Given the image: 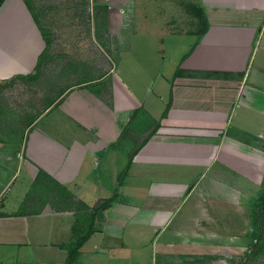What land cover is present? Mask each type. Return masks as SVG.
<instances>
[{
  "label": "crops",
  "instance_id": "crops-1",
  "mask_svg": "<svg viewBox=\"0 0 264 264\" xmlns=\"http://www.w3.org/2000/svg\"><path fill=\"white\" fill-rule=\"evenodd\" d=\"M98 5L112 72L1 142L0 264H264L222 257L263 238L264 0ZM44 47L0 0V86Z\"/></svg>",
  "mask_w": 264,
  "mask_h": 264
},
{
  "label": "rangeland",
  "instance_id": "rangeland-1",
  "mask_svg": "<svg viewBox=\"0 0 264 264\" xmlns=\"http://www.w3.org/2000/svg\"><path fill=\"white\" fill-rule=\"evenodd\" d=\"M29 1L33 7L32 14L48 36L49 46L38 67L29 75L1 86L0 148L9 149L4 153L11 150L8 145H1L10 131L22 130L45 109L55 105L71 88L81 86V81L87 79L90 80L88 84H94L93 80L102 79L113 70L106 6L98 3H117V0ZM111 29L117 30L116 27ZM253 216L256 226L253 235L262 230L264 245V209L261 213L256 211ZM252 248L238 252L224 251L221 255L228 261L234 258L248 261L253 257Z\"/></svg>",
  "mask_w": 264,
  "mask_h": 264
},
{
  "label": "trees",
  "instance_id": "trees-1",
  "mask_svg": "<svg viewBox=\"0 0 264 264\" xmlns=\"http://www.w3.org/2000/svg\"><path fill=\"white\" fill-rule=\"evenodd\" d=\"M24 2H25V4H26V6H27V8L29 9V11H30V13H31V15H32V17L34 18V20H35V22H36V24H37V26H38V28L40 29V31H41V34H42V37H43V40H44V42H45V47L43 48V50H42V52L39 54V56H38V60H37V63H36V65H35V68H37L38 67V64L40 63V61H42V59L44 58V56H45V52L47 51V49H48V46H49V39H48V36L43 32V30H42V28H41V25H40V22H39V20L37 19V17H35L33 14H32V11H33V7L31 6V4H30V1L29 0H24ZM34 68V69H35ZM30 74V73H29ZM28 74V75H29ZM24 76H26V75H20V76H17L16 78H22V77H24ZM31 77V76H30ZM32 77H35V76H32ZM16 78H14V79H16ZM13 79V80H14ZM11 82H12V80H10ZM88 81H90V80H85L84 82H88ZM8 83V82H7ZM4 85H6V84H4ZM4 85H2V87L4 86ZM88 85V87H90L92 84L91 83H89V84H87ZM1 86H0V89L2 88ZM60 101V100H59ZM58 103V102H57ZM56 103V104H57ZM144 141H145V139L143 138V139H141V140H137V142H135V146H134V148H133V150L131 151V153H130V157H132L135 153H136V151L138 150V148L144 143ZM256 205L259 207V209H264V189H263V192L261 193V195H260V198H258L257 199V201H256ZM85 239H86V236H83V237H81L76 243H75V247L74 248H76L75 249V251L77 250V248H79L82 244H83V242L85 241ZM262 239V240H261ZM262 241H263V238H262V235H260V242H259V250H253L252 251V254L253 255H256V254H258V253H260V251L262 250V249H264V245H263V247H262ZM72 254H69V259H70V256H71Z\"/></svg>",
  "mask_w": 264,
  "mask_h": 264
}]
</instances>
